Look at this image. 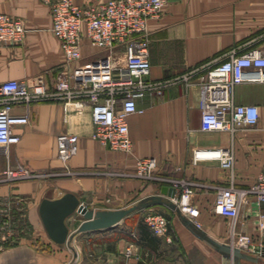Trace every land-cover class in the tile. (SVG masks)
<instances>
[{"label":"crops","instance_id":"0c3cea01","mask_svg":"<svg viewBox=\"0 0 264 264\" xmlns=\"http://www.w3.org/2000/svg\"><path fill=\"white\" fill-rule=\"evenodd\" d=\"M104 1L73 0L78 5ZM0 12L21 17L26 28L22 43L0 42V82L29 79L43 73L47 86L53 87L64 55L51 31L49 2L0 0ZM148 36L149 77L174 82L164 88L160 98L147 96L137 100L143 111L128 116L130 151L111 149L94 139L89 110L80 111L72 106L65 109L59 101L34 103L30 122L14 127L20 140L7 148L0 147V171L9 163H21L33 171H65L66 165L57 157L56 136L67 131L78 135V149L67 167L78 171L96 168L92 176L55 172V177L45 180L44 184L39 179L0 181V195L28 197L31 201L28 217L36 237L41 236L44 245L58 250L52 256L39 253L33 241L26 239L1 250L0 264H58L59 258L68 255L66 243L52 241L45 230L38 210L43 197H58L72 191L89 207L116 208L88 204L83 200L84 194L89 193L95 199L107 194L118 199H139L159 192L164 184L172 185L159 178L166 172L176 173L178 179L192 184V202L199 209L196 221L214 238L229 243L228 234L255 229L259 210L253 196L240 204L233 225L228 218L214 212L213 204L219 186L231 180L238 187L248 186L264 169V82H242L235 86V101L256 104L258 120L231 135L223 130L202 129L198 79L192 77L188 83L182 77L233 47L253 39L254 45L264 44V0H169L158 17L148 20ZM105 52L84 40L77 63ZM118 55L122 57L123 53ZM21 110V107L15 108V111ZM229 146L235 155L232 177L218 160L198 159L193 155L196 148ZM142 157L156 159L153 178L132 172L136 160ZM160 206L167 207L158 204L146 209ZM141 212L134 213L139 218L131 227L121 222L110 229L78 233L72 241L74 249L69 246L78 264H88L83 259L89 254H95L98 259L92 264H124L127 250L135 264L223 263L221 254L196 237L174 211L169 234L165 236L153 234L144 220H140ZM81 219L80 214H71L66 220L69 230L75 229ZM251 254L258 256V261L242 260L240 264H264L263 254Z\"/></svg>","mask_w":264,"mask_h":264},{"label":"built area","instance_id":"2783aa9c","mask_svg":"<svg viewBox=\"0 0 264 264\" xmlns=\"http://www.w3.org/2000/svg\"><path fill=\"white\" fill-rule=\"evenodd\" d=\"M46 1L50 4L51 31L59 41L64 60L51 88L47 86L43 73L29 79L12 78L0 82V147L7 148L20 140L14 127L30 122L34 103L59 101L65 109L72 106L80 111L89 110L94 139L111 149L130 151L132 140L128 116L143 111L137 100L147 96L160 98L164 88L174 82L149 77L148 20L158 17L169 0H106L88 5H78L73 0ZM25 36L26 28L21 17L0 12L1 43L20 44ZM84 40L106 52L77 63ZM254 40L233 47L183 75L187 82L192 77L198 79L202 129H218L233 135L238 128L257 122L258 106L238 103L234 99L237 84L264 82V44L254 45ZM119 52L123 53L122 57ZM16 107L22 110L15 111ZM56 146L57 157L67 163L78 149V135L62 131L56 136ZM193 155L198 159L218 160L232 177L235 155L231 146L196 148ZM156 166L154 157L138 158L135 172L154 177ZM44 175L21 163H9L0 171V181L40 179ZM167 181L177 188L173 201L196 221L198 208L192 202V184L178 178ZM250 196L257 204H264V169L248 186L238 187L232 180L219 186L213 210L228 219H235L240 204ZM24 203L25 199L20 196L0 195V251L15 243L19 233H24L21 224L25 216L20 210L24 209ZM14 209L19 213L15 220L12 217ZM141 211L146 213L144 220L154 233L165 235L168 232L170 219L166 214L146 208ZM261 225L264 226L262 220ZM234 242L237 243L235 246L250 253L261 254L263 249L255 250L256 246L246 234H239L230 244ZM130 253V250L126 251L124 264H135Z\"/></svg>","mask_w":264,"mask_h":264},{"label":"water","instance_id":"95a60500","mask_svg":"<svg viewBox=\"0 0 264 264\" xmlns=\"http://www.w3.org/2000/svg\"><path fill=\"white\" fill-rule=\"evenodd\" d=\"M177 188L164 184L160 191L143 196L129 206L116 208H93L80 200L72 191H66L58 197H43L39 203V215L50 239L56 243H66L72 249L71 241L80 232L100 231L113 228L130 215L144 208L162 204L173 210L182 223L199 239L208 243L222 258V264H240L242 260L256 262L259 257L242 250L228 242L220 241L207 233L200 225L187 216L173 201ZM73 213L81 215L82 219L75 229L69 230L67 217ZM261 254L264 255V248Z\"/></svg>","mask_w":264,"mask_h":264},{"label":"rangeland","instance_id":"374dc122","mask_svg":"<svg viewBox=\"0 0 264 264\" xmlns=\"http://www.w3.org/2000/svg\"><path fill=\"white\" fill-rule=\"evenodd\" d=\"M60 162L64 166L66 165V167L64 168L65 171H63L62 169L59 171H54V170L52 171L51 170V171H46V172L45 171L43 172L40 170L39 171L35 170V172H41V173L45 174L44 178L39 179L43 182V184L45 183V180L51 179V178L53 179L55 177V174H56L55 172H57V174H61V172H65V173L70 174L72 176H78L80 173H82V175L85 174L87 176H92L96 172V168H94V167H88V168H84V169H81L80 171H78L79 169L67 167L68 162L67 163H63L62 161H60ZM132 172H134V175L144 177L142 175H138L135 172V169ZM161 175H158V176H161L159 178L162 181H167V179H169V178H178V175L176 173L174 174L172 172L161 173ZM146 178H153V177H146ZM32 179H36V178H32ZM84 195L85 196L83 197V200H85V202H88V204H91L95 207H105V206H110V207L121 206V207H124V206H129L132 202L137 200V198H134V197H122V198L118 199V198H114L112 196L110 197V195H108V194L104 198H96V199L93 198L92 195L89 193L84 194ZM21 197L23 199H25V203L22 205L24 209H20L23 211L24 216H25V219L22 220V224H21V227L23 229H25V231H24V233L18 234L19 238L16 239L17 241L15 242V244L19 243L22 240L31 239L33 241L34 248L39 253H43V254L50 255V256H52L54 254L55 255L58 254L57 249H52V248H50V246L44 245V241L42 240L41 236H38V238L36 237L34 227L31 224L30 219L28 217V215H29V209L28 208H29V203L31 201L30 200L28 201V197H26L25 195H23ZM257 206H258V210H259V218H258L259 220H257V223L255 225V229L252 231H245L244 230V231H240V232H237L234 234L233 233L228 234L229 243L232 240H234V238L236 240V238L239 234H246V235H249L252 245L256 246L255 250L260 251L261 247L263 248V246H264V226L261 225V220L264 224V204H262V203L257 204ZM154 210L157 212L166 214V216H168L169 219H171L173 217L172 215H174V212L172 210H170L168 207L160 206L159 208H157V209L155 208ZM17 211H18V209H14V211H12V217L14 220L16 218H18L19 213ZM198 212H199V209H198ZM138 215L139 214H132V216L127 217L123 221V223L129 227L133 226V224L139 218ZM145 215H146L145 212H141L140 213V220L143 221ZM195 219H197V216L195 217ZM228 220L230 221L231 225H233L236 218L235 219H228ZM144 222L149 226V224L145 220H144ZM150 229H151V227H150ZM169 231H170V225H169L168 232L165 235H168ZM152 232H153V230H152ZM153 234L157 235L154 232H153ZM9 246H10V244L7 245L6 247H9ZM64 246H65V249H66L68 255H66L67 257L62 256L61 258H59V262H57V263L58 264H78V260L76 259V257H74L72 249H70L67 244H64ZM83 260H86L88 264L89 263L92 264V263H95L98 259L95 257V254H89L87 256V258H84Z\"/></svg>","mask_w":264,"mask_h":264},{"label":"bare ground","instance_id":"6f19581e","mask_svg":"<svg viewBox=\"0 0 264 264\" xmlns=\"http://www.w3.org/2000/svg\"><path fill=\"white\" fill-rule=\"evenodd\" d=\"M183 202H186V199H183ZM69 217H70V216H68L67 219H68ZM193 217H194V216H193ZM233 234H234V233H233ZM73 239H74V238H73ZM73 239H72V241H73ZM72 241H71V245H72ZM231 244L234 245V246L237 245V243H235V242H234V243H231ZM72 247H73V245H72ZM73 249H74V247H73Z\"/></svg>","mask_w":264,"mask_h":264}]
</instances>
